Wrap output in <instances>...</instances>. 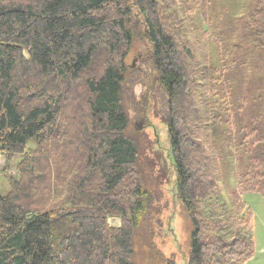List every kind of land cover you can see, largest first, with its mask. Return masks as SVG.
I'll list each match as a JSON object with an SVG mask.
<instances>
[{
  "label": "trees",
  "instance_id": "1",
  "mask_svg": "<svg viewBox=\"0 0 264 264\" xmlns=\"http://www.w3.org/2000/svg\"><path fill=\"white\" fill-rule=\"evenodd\" d=\"M208 9V0H0V157L9 188L0 196V264H134L149 197L122 107L131 20L144 27L177 194L193 228L188 264L254 257L253 215L241 196L264 199V110L240 132L243 170L225 207L215 127L231 133L240 64L226 52L220 69L211 67L221 15ZM230 31L263 66L264 0Z\"/></svg>",
  "mask_w": 264,
  "mask_h": 264
},
{
  "label": "rangeland",
  "instance_id": "2",
  "mask_svg": "<svg viewBox=\"0 0 264 264\" xmlns=\"http://www.w3.org/2000/svg\"><path fill=\"white\" fill-rule=\"evenodd\" d=\"M208 1L209 16L212 18L215 14L221 15V19L214 24L219 29L213 35L216 44L211 46L210 50L211 67L220 69L226 52L231 59L238 60L240 64V69L235 70L237 72L234 71L231 77L235 86V95L229 101L228 107L231 114V133L228 135L226 126L218 122L214 139V153L220 168L218 184L222 193L221 202L225 207H229L228 194L236 191L238 174L243 170V160L236 153L240 132L245 125L247 126L254 111L264 110V65L256 63L238 32L230 30H234L242 23L248 10L258 0ZM178 4L177 1L176 5L179 8ZM179 15L182 17L181 13ZM129 26L136 29H132L134 40L126 59L122 107L128 119L126 133L136 141L138 170L149 197V215L145 223L137 228V233L135 232L133 237V263L188 264L193 228L177 194L176 172L166 122L161 107L159 104L156 105L158 94L153 91L154 74L148 59L147 38L143 26L132 20ZM191 26L185 18L184 27L187 28L188 36L193 39L196 35L192 33ZM150 87L153 93L145 94V89L149 90ZM244 98L246 103L242 106L241 100ZM9 165L8 169H11L12 164ZM3 167L5 162L0 157V196H5L9 190L1 175ZM7 174L12 176L14 172L10 170ZM241 199L253 215L251 236L255 254L246 264H264V199L257 193L243 194ZM108 223L113 227L119 225L117 220H109Z\"/></svg>",
  "mask_w": 264,
  "mask_h": 264
}]
</instances>
